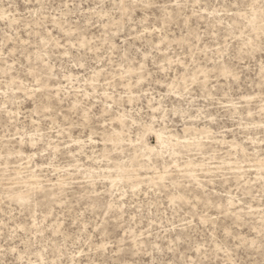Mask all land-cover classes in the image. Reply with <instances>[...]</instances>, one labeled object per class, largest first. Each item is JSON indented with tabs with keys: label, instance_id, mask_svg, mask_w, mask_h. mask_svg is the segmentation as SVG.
<instances>
[{
	"label": "rangeland",
	"instance_id": "1",
	"mask_svg": "<svg viewBox=\"0 0 264 264\" xmlns=\"http://www.w3.org/2000/svg\"><path fill=\"white\" fill-rule=\"evenodd\" d=\"M0 264H264V0H0Z\"/></svg>",
	"mask_w": 264,
	"mask_h": 264
}]
</instances>
